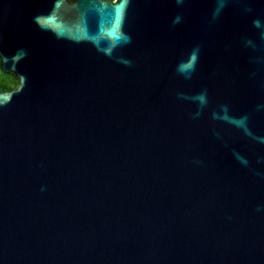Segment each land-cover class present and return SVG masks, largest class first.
Returning a JSON list of instances; mask_svg holds the SVG:
<instances>
[{"label":"water","instance_id":"obj_1","mask_svg":"<svg viewBox=\"0 0 264 264\" xmlns=\"http://www.w3.org/2000/svg\"><path fill=\"white\" fill-rule=\"evenodd\" d=\"M0 68V264H264V0H0Z\"/></svg>","mask_w":264,"mask_h":264},{"label":"trees","instance_id":"obj_2","mask_svg":"<svg viewBox=\"0 0 264 264\" xmlns=\"http://www.w3.org/2000/svg\"><path fill=\"white\" fill-rule=\"evenodd\" d=\"M18 87L14 74H5L0 68V90L12 91Z\"/></svg>","mask_w":264,"mask_h":264},{"label":"flooded vegetation","instance_id":"obj_3","mask_svg":"<svg viewBox=\"0 0 264 264\" xmlns=\"http://www.w3.org/2000/svg\"><path fill=\"white\" fill-rule=\"evenodd\" d=\"M68 1H69V3H73V2L76 1V0H68ZM112 1L117 2V1H119V0H112Z\"/></svg>","mask_w":264,"mask_h":264},{"label":"snow or ice","instance_id":"obj_4","mask_svg":"<svg viewBox=\"0 0 264 264\" xmlns=\"http://www.w3.org/2000/svg\"><path fill=\"white\" fill-rule=\"evenodd\" d=\"M186 67H190V65L186 66Z\"/></svg>","mask_w":264,"mask_h":264}]
</instances>
